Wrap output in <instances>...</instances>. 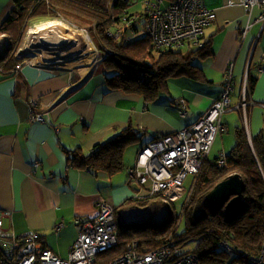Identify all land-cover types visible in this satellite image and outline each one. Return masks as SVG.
<instances>
[{
	"label": "crops",
	"instance_id": "obj_1",
	"mask_svg": "<svg viewBox=\"0 0 264 264\" xmlns=\"http://www.w3.org/2000/svg\"><path fill=\"white\" fill-rule=\"evenodd\" d=\"M137 1L139 8L145 9L149 0ZM203 1L216 12V19L203 34L204 42L211 40L213 53L200 61V77H171L169 90L155 100L112 89L105 72L103 78H97L94 66L83 75L23 68L0 80V213H10L4 218L9 234L36 231L45 247L67 258L78 237V220L95 217L100 195L119 205L137 193L126 172L95 175L76 166L71 152L90 155L97 145L119 135L129 124L142 136L138 141L143 147L156 136L195 123L222 94L229 71L235 81L233 108L222 116L228 129L217 135L209 158L232 149L235 130L229 121L236 128L242 116L250 141L253 136L264 138V23L258 20L257 7L249 13L239 0L234 4L229 0ZM170 2L163 0V4ZM249 72L256 82L246 98L252 106L242 115V108L236 107H240ZM181 98L187 101L185 116L179 113ZM32 111L41 113L44 121H33ZM124 161L126 169L133 166L126 153ZM59 224L62 227L57 229Z\"/></svg>",
	"mask_w": 264,
	"mask_h": 264
},
{
	"label": "trees",
	"instance_id": "obj_2",
	"mask_svg": "<svg viewBox=\"0 0 264 264\" xmlns=\"http://www.w3.org/2000/svg\"><path fill=\"white\" fill-rule=\"evenodd\" d=\"M14 3L8 17L0 22V35L9 37L7 51L0 56V80L11 78L21 70L17 66L23 59L15 55V50L22 42L29 21L35 17L62 16L79 27L92 24L91 29L101 39L100 47L96 43L99 57L100 52H104L103 60L112 71L111 74L105 72L109 86L140 94L149 101L169 90V79L173 76L200 77L202 69L195 60L202 61L213 53L211 40L187 51L158 48L148 35L126 41L130 28L136 27L135 22L140 23L144 17L142 13L137 17L130 12L132 0H109V4L106 0H14ZM124 17L135 21L131 23L132 27L127 26ZM108 28L121 29L122 37L108 36ZM255 82L256 78L249 72L247 98L252 94ZM251 106H247V113ZM239 111L243 115V110ZM227 129L226 126L225 131ZM141 139L137 129L129 124L119 135L97 145L90 155L80 150L72 151V160L76 166L90 169L95 175H114L126 169V147ZM220 160L219 156L208 157L192 188L177 201H166L162 193H153L144 197L132 196L115 205L119 242L104 253L103 259L110 261L123 254L132 241L138 242L141 250H153L164 245L169 237L179 247L193 242V248L184 251L196 254L201 264H255L254 259L264 258V138L253 136L250 141L244 116L235 128V144L225 153L222 165ZM233 173H239L244 179L246 207L238 217L229 219L224 209L213 210L204 199L217 183ZM132 181L129 176L128 183ZM178 201H181L179 210ZM160 215L163 218L158 222L154 218ZM132 216L141 217L142 221L128 220ZM224 242L233 251H227Z\"/></svg>",
	"mask_w": 264,
	"mask_h": 264
},
{
	"label": "built area",
	"instance_id": "obj_3",
	"mask_svg": "<svg viewBox=\"0 0 264 264\" xmlns=\"http://www.w3.org/2000/svg\"><path fill=\"white\" fill-rule=\"evenodd\" d=\"M249 13L259 7L262 11L258 20L264 23V0H239ZM234 4V0H229ZM137 17L141 13H135ZM145 19L140 27L139 22L129 21L124 17L130 28L126 41L138 35H148L158 48L181 49L185 45L200 47L204 43V29L216 19V12L207 7L203 0H174L163 4V0L148 1L142 12ZM71 29L89 33L88 29L59 16ZM96 27V23H93ZM264 27V25H263ZM108 36L121 38V29L106 31ZM246 30H244V34ZM90 34V33H89ZM91 41L92 36L89 35ZM93 42V41H92ZM95 47V46H94ZM97 49V47H96ZM97 57L99 50L97 49ZM54 62L41 64L39 68L49 74L62 72L56 69V64L64 62L61 57L53 56ZM96 60L92 63L95 64ZM91 65V67H92ZM19 69L34 68L19 63ZM37 68V67H35ZM54 72V73H53ZM64 72V71H63ZM248 80V76L247 79ZM225 87L218 99L205 111L198 121L187 125L170 134L162 135L144 145L138 152L136 162L128 167V175L138 182L143 192L137 196L144 197L153 193H162L166 200L177 201L186 192L184 181L188 175H198L205 160L209 157L213 143L219 133L226 130L222 122V115L233 108L231 96L235 91L233 72L225 76ZM247 83L244 86V96L240 107L247 102ZM34 103H36L33 100ZM179 113L187 114V101L179 100ZM33 121H44L41 113L31 112ZM220 164L224 163L225 153H220ZM39 166V163H36ZM97 214L95 217L79 219L80 229L78 237L69 249L67 258H61L51 249L45 247L39 240L36 231H29L22 235L9 234L4 228V218L10 213H0V264H201L197 255L184 251L176 241L169 237L164 245L153 250H141L139 243L132 241L126 246V251L110 261L103 259L104 253L117 246L118 221L115 204L107 196L100 195L96 201ZM62 224L57 225V229ZM223 247L233 251L226 242ZM255 264H264V258L254 259Z\"/></svg>",
	"mask_w": 264,
	"mask_h": 264
},
{
	"label": "bare ground",
	"instance_id": "obj_4",
	"mask_svg": "<svg viewBox=\"0 0 264 264\" xmlns=\"http://www.w3.org/2000/svg\"><path fill=\"white\" fill-rule=\"evenodd\" d=\"M7 46V35H0V56ZM28 46L32 51L38 52L34 68L54 62L53 56L56 55L64 61L56 64V69L69 74L83 75L90 69L97 56L89 35L71 29L59 20L38 26Z\"/></svg>",
	"mask_w": 264,
	"mask_h": 264
},
{
	"label": "rangeland",
	"instance_id": "obj_5",
	"mask_svg": "<svg viewBox=\"0 0 264 264\" xmlns=\"http://www.w3.org/2000/svg\"><path fill=\"white\" fill-rule=\"evenodd\" d=\"M6 1L7 0H5V2L3 3L2 0H0V22L4 21L8 17L9 13L12 11V8L14 7V4H15L14 3V0H8L7 2ZM132 1H133V4H132V6L130 8V12L131 13H142L144 11V8H139V6H141V4L137 0H132ZM106 2L109 4V0H106ZM257 11H258V13L260 15V13H261L262 10L259 7H257ZM52 20H59V21H61V19L56 18V17H52V16L35 17V18H32L29 21L28 28L25 31L24 35H23L22 42L16 47V50H15V55L20 56L21 59H23L20 62V63H22V65L35 66L34 65V61L36 62V57L38 56L36 53H38V52L32 51L31 48H29V46H28V45H30L31 36H32L33 32L37 29L38 26H40L43 23H46L48 21H52ZM144 21H145V19H143L139 23L140 24V27L144 24ZM91 26H92V24L90 26H88V27L83 26L84 28L88 29V31L90 33V34L89 33L87 34L86 32H84V34H87V35H91L92 36L91 38H92V41L93 42L92 41L91 42L93 43V45L95 46V49H96V43L98 44L99 47L101 46V39H99L98 35L94 33V31L91 29ZM80 27H82V26H80ZM80 32H82V31H80ZM8 46H9V37H8ZM8 46H7V48H8ZM7 48H6V50L4 52L7 51ZM181 50L182 51H187V47H183V49H181ZM22 52H25V53H28V54L27 55H23ZM104 57H105L104 56V52L101 51L100 52L99 59L97 57L96 58L97 59L96 60V63L93 65V66H95L93 72H95V74L97 75V78L98 79L104 77L103 76V73L104 72H108V74H111L112 73L111 70H108L107 63L103 60ZM195 62L199 65V67L201 66V63L202 62H200L199 59L195 60ZM29 68L32 69L31 67H29ZM35 69H37L39 72L42 71L39 67H37ZM240 105H242V104L239 103V106ZM241 108H242V110L244 112L243 114L245 115V109H244V107H241ZM244 119H245V116H244ZM236 124H238V123H236ZM229 125H230V128L231 129L235 130V127H234V123L233 122L229 121ZM233 130L231 131L232 134L234 133ZM225 132L226 131H224V133ZM219 143H220V148H221L222 142L219 141ZM141 145H142V142L141 141H133L132 143H130L126 147V152L125 153L128 154V155H130V158H132V160H133L132 163H131L132 165H134L135 162H136V158H137L138 152L142 148ZM213 157H214V155L211 154V158L212 159H213ZM121 172H126L127 175H128L127 169H124ZM195 179H196V175L190 174V175H188L187 179L184 181V185H185V187H186V189L188 191L192 188V186H193V184L195 182ZM130 185H131V187L135 188V190L137 191V193L134 196H137L138 195V192H140V191L143 192L142 187H141V185L138 182H136V181L133 180ZM166 201H168V200H166ZM180 202L181 201H178L177 202V209L178 210L181 207ZM146 217H143V218H146ZM162 218H163L162 215H160V216L155 217L154 219L155 220H158V222H160L162 220ZM141 219H142L141 217L132 216L128 220H134V221L139 222V221H142ZM182 226H183V224H182ZM193 246H194V243L193 242H190V243H188L185 246L181 245L180 248L183 249V250H187V249H192ZM229 256H231V259L234 258L233 254H230Z\"/></svg>",
	"mask_w": 264,
	"mask_h": 264
},
{
	"label": "water",
	"instance_id": "obj_6",
	"mask_svg": "<svg viewBox=\"0 0 264 264\" xmlns=\"http://www.w3.org/2000/svg\"><path fill=\"white\" fill-rule=\"evenodd\" d=\"M22 54L27 55L28 53L22 52ZM59 73L64 72L62 71ZM244 190V179L239 173H233L217 183L213 189L207 193L204 202L206 205L211 206L213 210L224 209L228 218L234 219L238 217L246 207V203L243 200Z\"/></svg>",
	"mask_w": 264,
	"mask_h": 264
},
{
	"label": "clouds",
	"instance_id": "obj_7",
	"mask_svg": "<svg viewBox=\"0 0 264 264\" xmlns=\"http://www.w3.org/2000/svg\"><path fill=\"white\" fill-rule=\"evenodd\" d=\"M188 191V190H187Z\"/></svg>",
	"mask_w": 264,
	"mask_h": 264
}]
</instances>
